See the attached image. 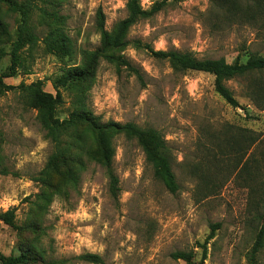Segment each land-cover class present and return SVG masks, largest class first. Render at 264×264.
<instances>
[{
	"label": "rangeland",
	"instance_id": "obj_1",
	"mask_svg": "<svg viewBox=\"0 0 264 264\" xmlns=\"http://www.w3.org/2000/svg\"><path fill=\"white\" fill-rule=\"evenodd\" d=\"M158 1L139 0L140 8L149 11ZM125 3L52 0L51 6L37 5L55 14V20L32 12L38 42L23 52L29 74L20 69L3 79L14 89L0 98V217L12 212L15 225L0 221V255L35 257L30 264H85L77 258L87 253L99 255L103 264H188L170 257L185 252L193 256L190 264H247L264 227V110L248 96L254 88L264 90V74L225 82L240 106L232 108L215 92L212 75L173 72L143 46L189 52L198 60L244 63L251 53L264 57V26L259 21L227 22L213 11L210 0L169 3L128 30L126 45L112 51L115 62L99 59L87 80L59 85V121L67 120L80 100L102 125L131 123L158 131L172 151L176 195L155 179L136 141L115 130L109 136L116 196L95 161L98 147L87 127L62 138L67 166L51 175V181L42 176L55 146L46 139L22 86L40 83L44 92L55 95L53 86L64 71L100 48L98 12L104 30L115 34L126 17ZM18 21L19 14L0 1V22L9 33H0V77L8 73L7 54ZM49 27H58L70 39V56L45 52L42 40ZM236 128L259 134L258 143L250 146L246 141L241 152L231 150L227 143ZM71 169L76 182L65 175ZM211 226L218 229L205 243ZM37 254L44 263L36 260ZM256 264H264V243Z\"/></svg>",
	"mask_w": 264,
	"mask_h": 264
},
{
	"label": "trees",
	"instance_id": "obj_2",
	"mask_svg": "<svg viewBox=\"0 0 264 264\" xmlns=\"http://www.w3.org/2000/svg\"><path fill=\"white\" fill-rule=\"evenodd\" d=\"M6 4L9 9L19 14V21L16 27L14 37L10 43V51L7 54L10 57V66L8 73L0 77V98L3 93L13 90L11 86L3 83V79L16 76L21 69L23 74H29L28 68L25 66L24 50H33L36 47L38 38L34 33L30 23L31 15L34 10L41 13V17L50 16L48 10L39 8L37 5L51 6L52 0H24L17 2L16 0H0ZM185 0H160L156 2L149 11L140 8L139 0H126L125 10L126 17L118 25L115 34H110L104 30L103 15L101 12L97 14L98 33L100 35V48L93 53L86 54L84 61L76 67H70L64 71L59 81L53 86L55 95L46 93L42 90L40 83H32L29 86H22L26 91V101L30 108L38 113V121L42 129L46 132L48 139L54 146L55 152L48 158L45 169L42 173L45 181H51V175L59 172L61 166H67L68 154L62 148V138L64 136L73 137L76 129L81 127L89 128L95 136V142L98 152L95 157L96 163L105 170L109 180V190L113 196L118 192V180L112 170L113 149L110 141L109 131L115 130L121 133L128 140H135L141 148L145 162L152 169L153 176L161 182L166 191L171 195H176L179 186L176 177L172 171V151L168 147L167 142L162 135L152 128H140L134 124L128 123L118 125L115 123L100 124L96 118L85 109L80 100L76 102V108L69 114L67 120L59 121L56 118V108L61 101L59 85L76 84L87 80L99 59H104L110 63L115 62L116 58L112 51L118 47L126 45L125 39L128 30L141 20L148 19L152 15L160 12L169 3H179ZM213 11L218 15L226 17L227 22L250 23L251 21L260 22L264 26V0H210ZM0 33L8 36L5 24L0 22ZM42 44L47 54L52 56L69 55L72 49L70 39L58 27H49L45 34ZM138 47H142L141 43H137ZM143 48L154 58L168 63L173 72L184 73L187 71L207 73L214 77L215 92L224 100V102L232 108H239L237 100L232 93L225 87V82L233 80L237 77H247L253 73L264 74V57L257 54H249L244 63L236 60L232 64H227L223 59L220 60H198L192 53L177 51H154L150 46ZM128 70L134 72L133 68L125 61L121 62ZM252 96L249 101L261 110H264V90L254 88L251 91ZM250 118V116H247ZM234 139L227 143L231 150L241 152L242 143L249 142L250 146L258 143L259 134L236 128V132L232 134ZM242 171L247 174L244 166ZM3 173V172H1ZM5 173V172H4ZM65 175L71 182L77 181V175L71 169L67 170ZM50 183V182H49ZM51 184H48L49 187ZM0 221L10 227L14 225V215L12 212H6L1 215ZM210 234L206 242L211 240L218 226L210 227ZM264 243V227L262 226L256 235L254 244L247 255V264H256V255L263 247ZM205 255V247H204ZM37 261L44 263L45 259L42 255L37 254ZM173 260H180L188 264L191 263L193 256L191 253L175 252L170 256ZM85 264H103V259L96 254H84L77 258ZM35 257L28 258L24 254L18 257H5L0 255L1 264H30Z\"/></svg>",
	"mask_w": 264,
	"mask_h": 264
}]
</instances>
